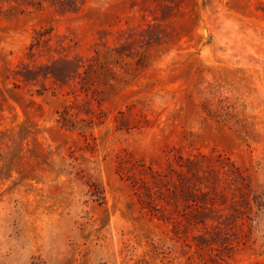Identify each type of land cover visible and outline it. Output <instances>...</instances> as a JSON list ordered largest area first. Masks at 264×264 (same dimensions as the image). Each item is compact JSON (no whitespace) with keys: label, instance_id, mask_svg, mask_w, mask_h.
Listing matches in <instances>:
<instances>
[{"label":"rangeland","instance_id":"374dc122","mask_svg":"<svg viewBox=\"0 0 264 264\" xmlns=\"http://www.w3.org/2000/svg\"><path fill=\"white\" fill-rule=\"evenodd\" d=\"M0 264H264V0H0Z\"/></svg>","mask_w":264,"mask_h":264}]
</instances>
